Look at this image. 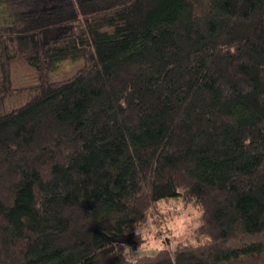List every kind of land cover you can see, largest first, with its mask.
Here are the masks:
<instances>
[{"label":"trees","instance_id":"trees-1","mask_svg":"<svg viewBox=\"0 0 264 264\" xmlns=\"http://www.w3.org/2000/svg\"><path fill=\"white\" fill-rule=\"evenodd\" d=\"M0 264H264V0H0Z\"/></svg>","mask_w":264,"mask_h":264},{"label":"rangeland","instance_id":"rangeland-1","mask_svg":"<svg viewBox=\"0 0 264 264\" xmlns=\"http://www.w3.org/2000/svg\"><path fill=\"white\" fill-rule=\"evenodd\" d=\"M30 47H37L40 43L49 42V38H24ZM80 66L79 62H69L62 66L60 72L61 76L68 75L75 71ZM15 80L18 86H22L25 80V66H15ZM170 209L166 220L160 225H155L150 220L146 227H138L137 233H140L145 239L146 243L139 248L132 256L156 255L159 250L170 244H176L183 241L193 239L191 231L200 225L202 216L199 208L192 205H184L182 203H175L167 207Z\"/></svg>","mask_w":264,"mask_h":264},{"label":"clouds","instance_id":"clouds-1","mask_svg":"<svg viewBox=\"0 0 264 264\" xmlns=\"http://www.w3.org/2000/svg\"><path fill=\"white\" fill-rule=\"evenodd\" d=\"M129 250H130V248H129Z\"/></svg>","mask_w":264,"mask_h":264}]
</instances>
